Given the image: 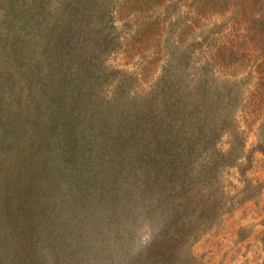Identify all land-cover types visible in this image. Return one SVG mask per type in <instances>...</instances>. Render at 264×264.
<instances>
[{
    "label": "rangeland",
    "instance_id": "obj_1",
    "mask_svg": "<svg viewBox=\"0 0 264 264\" xmlns=\"http://www.w3.org/2000/svg\"><path fill=\"white\" fill-rule=\"evenodd\" d=\"M202 2L139 0L118 7L112 32L120 42L101 56L105 84L93 107L83 103L63 116L55 109L65 92L49 81L37 92L28 86V94L0 39V264H142L145 243L180 216L187 221L193 209L189 264H264V51L250 34L255 22L240 21L243 2L196 6ZM16 3L21 6L0 0L3 7ZM236 33L247 35L240 47L248 50L227 61L223 45ZM194 55L214 71V83L236 79L245 92L210 144L224 164L215 170L197 160L187 178L172 170L170 155L181 138L172 131L175 118L195 134L207 126L206 115L189 116L187 103L178 104L179 90L200 84L185 64ZM96 109L107 119L97 131L83 132L84 122L73 127L71 112L79 120ZM133 125L141 128L121 129ZM188 189H194L190 196L182 192Z\"/></svg>",
    "mask_w": 264,
    "mask_h": 264
},
{
    "label": "trees",
    "instance_id": "obj_2",
    "mask_svg": "<svg viewBox=\"0 0 264 264\" xmlns=\"http://www.w3.org/2000/svg\"><path fill=\"white\" fill-rule=\"evenodd\" d=\"M20 1V7H17V3L13 7L0 6V39L6 41L4 43L7 44H4L5 48L2 46L1 52L13 58V68L18 75L17 78H20L21 82L26 85L27 90L25 91L28 94L31 90L40 91L44 86L46 87V82L48 84L49 81H54L57 84L55 89L63 90L67 98L61 97L59 106L55 109L56 116L59 114L63 116L62 110L72 111L75 106L81 109L80 104L83 103L93 107L97 98L96 93L105 84L108 76L105 56H101L107 54L116 42H120L119 37L112 32L116 30V10L118 7L128 9L129 3L133 5V2L136 3L139 0ZM240 1L245 4L243 13L240 14V21L255 22L254 26H258L250 34L254 36L252 39L254 44L258 42V48L262 52L264 50L261 41L264 43V33L259 27L264 28V0ZM24 2L29 4H24ZM202 3L196 6H205V0ZM257 7L260 11L255 15ZM199 28L200 26H195L194 30L198 31ZM236 34L226 39L225 44H228L223 45L227 61L243 56V53H239L242 49L248 50L246 46L240 47L243 42L241 41L242 36L247 35ZM250 51L253 54V51ZM194 57V61L191 59L185 64L188 66L189 77L191 76L195 83L200 84L195 86L192 92L189 89L186 93L179 90L178 104L187 103L185 107H187L189 116L195 113L196 118L199 119L200 115H206L208 121L206 128L200 127L196 134L195 130L180 129L182 126L179 125V118L172 121L176 124L172 131L179 132L178 136L181 138H177L176 150L170 155L173 159L171 168L178 175L182 172L183 177H187L192 167L188 168L193 166L197 160H202V166L206 168L209 166L215 170L224 164L220 159L215 158L217 152L220 154L219 149L216 146L210 148V144L214 146V139L218 137L221 129L226 130L225 126L233 117L230 105L240 104L245 92L241 81L236 79H227L220 85L217 82L214 83V71L207 72L208 65H204L202 58L199 59L197 55ZM262 65H264V59ZM201 89L203 90L197 95ZM151 93L153 91L149 92L148 96H151ZM138 98L141 100L142 96ZM89 112L85 110L79 120L76 112H71L75 116L70 119L73 127H76L74 125L76 121L80 124L84 122L82 131L86 133L89 127V131L94 132L98 130L99 124L107 121L103 115H100L99 110L96 109L91 114ZM46 116V114L42 115L45 126ZM40 117L41 115L37 116L36 120ZM114 122L112 121V126L118 125ZM185 125L186 123L183 126ZM119 126H121L120 121ZM136 128L138 130L141 127L133 125L121 129L131 131ZM202 140H206L205 143L201 142ZM206 142L209 145L207 149L204 150L205 147L202 146L199 148L202 143L204 145ZM200 152H206L205 157H202ZM164 156L165 153L158 152V163L161 167L166 162ZM191 172H194V169ZM185 182V180L178 182L177 186H184ZM193 190L188 189L182 192L190 196ZM178 195L182 196L181 193ZM196 212L193 209L187 221L181 216L176 222L171 223V220V224L166 229H162L159 237L146 242L147 252L142 264H189L190 259L186 248L192 235H189L186 227L190 224L192 226V219L195 218ZM179 222H182L180 226Z\"/></svg>",
    "mask_w": 264,
    "mask_h": 264
}]
</instances>
